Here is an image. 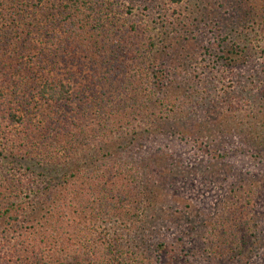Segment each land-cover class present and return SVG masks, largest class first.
<instances>
[{"label": "trees", "instance_id": "1", "mask_svg": "<svg viewBox=\"0 0 264 264\" xmlns=\"http://www.w3.org/2000/svg\"><path fill=\"white\" fill-rule=\"evenodd\" d=\"M50 1L0 0V173L5 174L8 165L14 174L24 167L27 171L16 183L3 177L0 181V264H144L147 260H137L133 249L124 257L118 251L146 205L151 206L157 198L158 189L149 182L144 186L142 174L123 155L151 133L145 125L154 131L178 112L187 115L192 108H205L206 99L197 101L199 94L187 87L173 98L155 97L154 80L157 86L164 72L154 70L152 62L156 60L139 50L138 20L121 25L128 30L122 33L117 28L115 36L107 30L112 37L103 47L96 46L92 34L73 28L82 22L80 17L86 24L90 21L99 28L109 27L102 20V11L106 4L113 6L111 0H66L63 20L70 22L69 37L57 51L50 49L49 55L43 48L35 53L34 42L21 38L23 28L31 27L36 33L38 28L49 29L51 21L45 26L42 17L64 13L51 12ZM250 1L261 11L258 6L264 5V0ZM170 2L177 5L182 0ZM262 10V22L257 19L254 25L264 35ZM115 14L112 11L110 17L118 18ZM116 23L110 20L108 25L116 27ZM46 37L49 41L52 35ZM68 48L73 54L69 59ZM262 49L259 53L264 56ZM27 51L34 59L29 55L25 59ZM243 53L239 44H232L212 62L213 67L226 72L222 75L224 96L220 99L217 92L211 94L207 109L218 125L222 117L235 119V112L247 110L251 117L246 137L260 142L264 137V61L261 73L251 82L258 103L248 94L247 83L237 81V57ZM205 54L210 56L211 51ZM68 62L76 65L77 72H71L72 82H63L57 75ZM233 83L244 86L241 92L246 93L245 98L234 91ZM54 149L61 154L59 174L57 178L45 174L38 185L36 178L42 174L37 177L29 161L33 164L37 155ZM30 171L36 175L34 180L27 177ZM233 186L224 214L205 235L206 242L202 241L200 255L205 264H256L255 258L264 251V234L254 221L258 214L249 217V211L261 201L259 194L253 197L251 190L241 193L246 188L241 182ZM26 189L33 200L27 208L13 210L9 201ZM136 247L141 248L139 244ZM190 257L200 260L194 254ZM149 264L172 263L164 259Z\"/></svg>", "mask_w": 264, "mask_h": 264}, {"label": "rangeland", "instance_id": "2", "mask_svg": "<svg viewBox=\"0 0 264 264\" xmlns=\"http://www.w3.org/2000/svg\"><path fill=\"white\" fill-rule=\"evenodd\" d=\"M112 1L113 6L106 4L102 11V20L109 27L99 28L90 24V21L86 24L83 21L85 19L80 17L78 20L82 22L73 28L77 30L78 26L82 31L77 32L92 34L97 41L96 46L103 47L112 37L106 33L107 30L115 36L117 28L122 33L128 30L127 26L123 29L121 25L138 20L139 50L156 60L152 62L154 70L164 72L157 86L154 80L153 86L156 89L152 90L155 97L173 98L177 92L183 94L187 87L200 95H197V101L200 97L206 99L203 102L206 104L205 108H192L187 110V115L185 112H178L169 120H164L163 125L160 123V128L154 131L149 125H145L151 133L133 148L128 146L132 149H128L123 155L124 159L142 174L144 186H148V182L152 183L158 191L154 194L157 198L154 197L152 205L145 204L147 208L144 214L130 228V234L122 241L118 252L124 257L127 251L133 249L137 260H147L144 264L164 259L172 264H205L200 255L202 241L206 242L205 235L224 214L226 198L232 195L233 185L239 186L241 182L246 187L242 188L241 193L251 190L253 197L259 194L261 201L254 209L255 212L249 211V217L255 218L254 214H258L254 220L257 221L255 227L264 234V137L260 142L258 139L253 142L251 137H246L249 134L247 121L251 116L245 109L235 112V119L222 117L219 125L215 117L209 116L210 111L207 109L211 94L217 92L220 99V96H224L222 75L226 72L219 66L213 67L212 62L217 61L222 50L232 44H239L244 49V53L237 57L240 61L235 69L237 81L247 83L248 94L254 95V101H258L255 97L256 86L251 82L252 79L256 80L263 67L261 62L264 61V56L259 51L264 48V35L258 32L259 27L254 24L257 19L262 22L260 14L264 5L260 3L258 8L261 11H258L257 5L252 7L256 2L250 0H182L177 5L171 4L170 0H111V3ZM49 3L48 9L54 14L58 11L64 13L55 14L48 19L42 17L45 26L51 21L49 29L38 28L39 32L36 33L27 26L23 28L21 37L22 40L27 38L28 42H34L35 53L43 48L44 52L48 50V55L50 49L57 51V47L69 37L67 29L70 25L69 21L66 23L63 20L67 15L64 5L68 2L51 0ZM111 10L114 13L116 11L115 16L118 18L110 17ZM110 20L117 22V26L110 27ZM50 35L52 38L48 41L49 37L46 36ZM68 49L69 59L73 54ZM206 50L211 51L210 56L205 54ZM32 54L27 51L25 56L29 55L34 59ZM67 64L59 68L61 71H58L57 76L63 82H72L71 72H77L76 65L71 62ZM75 79L78 81L77 77ZM233 88L243 96L241 98H245L246 93L241 92L244 86L236 87L233 83ZM224 108L226 110L227 107ZM175 131H181L182 134L174 135ZM252 136L256 135L253 133ZM51 152L37 155L31 162L33 164L29 161L28 165H31L34 174L37 177L42 174V177L36 178L30 171L27 173L28 179L36 178L40 185L45 174L57 178L61 154L57 149ZM11 166L5 167V174L0 173V181L3 177L8 182L16 183L18 177H26L25 167L14 174ZM29 191L30 189L23 190L18 198H15L17 195L13 197L9 201L13 207H9L13 210L27 208V204L33 200V194ZM149 234L151 238H148ZM261 238L264 243V237ZM135 239L139 241L135 242ZM161 243L165 244L163 248L159 247ZM136 244L141 248H137ZM193 254L200 260L190 257ZM255 261L256 264H264V251L260 252ZM229 262L232 264L231 261L227 263Z\"/></svg>", "mask_w": 264, "mask_h": 264}]
</instances>
